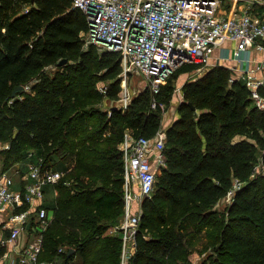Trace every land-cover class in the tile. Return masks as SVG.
<instances>
[{
    "label": "trees",
    "instance_id": "1",
    "mask_svg": "<svg viewBox=\"0 0 264 264\" xmlns=\"http://www.w3.org/2000/svg\"><path fill=\"white\" fill-rule=\"evenodd\" d=\"M87 29L72 0H0V143L10 144L0 160L9 167L33 150L49 166L68 163L49 206L54 217L43 257L53 259L67 245L75 252L63 253L61 264H120V235H105L124 213L119 144L127 129L156 134L163 110L152 99L169 105L175 76L108 117L99 104L118 95L120 53L86 47ZM106 79L103 92L99 82ZM21 84L30 89L13 96ZM183 96L180 116L167 128V166L143 203L133 264H193L186 242L204 229L217 231L210 241L219 256L210 253L202 264H264V110L226 65L186 81ZM237 182L232 200L219 207Z\"/></svg>",
    "mask_w": 264,
    "mask_h": 264
},
{
    "label": "built area",
    "instance_id": "2",
    "mask_svg": "<svg viewBox=\"0 0 264 264\" xmlns=\"http://www.w3.org/2000/svg\"><path fill=\"white\" fill-rule=\"evenodd\" d=\"M221 2L72 0L73 6L81 9L87 18L88 29L81 33H84L85 42L97 43L107 50L120 53L119 105L125 111L133 99L129 81L134 72L143 74L149 81L151 91L156 94L181 65L196 63L199 67L195 71L221 65L213 58L216 48L226 42L235 43L231 56L243 61L247 60L241 57L243 51L250 48L264 50V7L255 11L253 6H248L243 12L224 14L220 11ZM235 71L237 78L245 80L257 106L264 110V59L249 69ZM257 71L262 75H257ZM102 91L107 92V88ZM159 105L163 106L161 103ZM153 106H158L156 99ZM166 142L167 129L161 127L151 137L136 135L130 129L125 131L121 142L125 176L124 214L113 226L122 240L120 264H133L142 218V213L134 210L130 189L137 183L141 197L152 195L157 181L155 164L157 168L167 166ZM9 146V142L5 143V148ZM27 156L30 157L28 177L31 181L25 187L16 189L13 175L7 170L0 171V209L10 213L9 241L19 240L30 215L35 212L36 235L22 250L20 264H60L61 255L70 252V246H61L58 255L51 260H41L40 255L44 250L45 232L52 221L45 205V187L63 180L65 172L47 165L43 156L34 157L33 150H29ZM239 186L237 182L228 191L225 198L228 202ZM20 206L25 208L19 209ZM7 261V264H18L16 259L9 256ZM68 264L80 263L73 260Z\"/></svg>",
    "mask_w": 264,
    "mask_h": 264
},
{
    "label": "rangeland",
    "instance_id": "3",
    "mask_svg": "<svg viewBox=\"0 0 264 264\" xmlns=\"http://www.w3.org/2000/svg\"><path fill=\"white\" fill-rule=\"evenodd\" d=\"M82 36L85 38L84 33L82 34ZM92 43H87L85 42L86 47L89 46ZM95 44L94 46L97 48L98 52H104L107 51V49L104 48V46L97 44V43H93ZM183 66V65H181ZM180 66V67H181ZM177 68V70L174 71V73L165 81V83L163 84V88L165 86H167L169 84V82L172 79V76H175L173 83L175 85V88L173 90L172 93V99L170 104L168 105V103L166 102H160L161 104H163V106L161 107L163 112H162V120H161V128L167 129L169 126V122L171 120L170 119L172 116V114H176L179 110V105L182 102L184 96H183V85L186 81L188 80H193L194 78H198L200 76H203L204 74H206L208 72V68H202L200 71H181V68ZM236 73V71H235ZM111 79H106V80H102L99 82V87L101 88V90L107 88L109 82ZM129 87L131 89V93H132V98H134L137 94H139L142 91L145 90H150V85H149V81L147 80V78L138 72H134L131 75L130 81H129ZM25 89H30L27 88V85L25 86ZM121 89V87H120ZM120 91V90H119ZM153 93V92H152ZM154 94V93H153ZM154 98L152 99V106H153V102H154ZM133 99L131 100L132 103ZM157 101V100H156ZM158 102V105L160 104ZM105 111L108 112V117L111 116L112 113V109L114 107L120 108L119 105V92L118 95L115 98H108L105 100L104 103L99 104ZM131 105V104H130ZM154 107V106H153ZM120 110L123 113H126L127 110H122L120 108ZM8 143V142H5ZM5 143H2V145H0V151L2 149L5 148ZM120 148H121V143L119 144ZM36 154V153H35ZM37 155V154H36ZM38 156V155H37ZM3 162V161H2ZM58 168L60 170H63L65 172L64 178L67 177L69 174L67 169L68 167V163L65 161H62V163L60 165H57ZM155 167L157 169V182L159 181V176L162 174L163 168L165 166H161L160 168H157V164H155ZM65 168V169H64ZM61 182V181H60ZM59 183V182H58ZM48 184L45 187L46 190V197L50 198V204L52 205L54 203L55 198L57 197L58 193H59V189L57 187V184ZM68 185H71L73 183L72 179H70V181H68ZM157 186V185H156ZM47 188V189H46ZM125 190V189H124ZM130 193L132 196V203L134 202V210H136L137 213H142L144 212V207H143V203L145 201L146 198L141 197L139 195V185L136 183L132 186V188L130 189ZM125 194V192H124ZM228 201L226 199H223L222 202L219 204V207L224 208L227 205ZM124 214V213H123ZM123 217V215H122ZM121 217V218H122ZM120 218V220H121ZM142 220V218H141ZM115 224H112L108 230H106L105 235L111 236V235H119L117 232H115L113 230V226ZM213 234H217V231H212L211 229H204L199 231L198 233L192 235L188 240H187V246L189 247V249L191 250V255H190V259L191 262L193 264H202L205 261H208V255L210 253H214V256L218 257L219 253L217 251V249L215 250L216 246H214L211 241H210V237ZM152 235L151 234H146L145 237L146 238H150ZM66 246V245H63ZM81 264H83L80 261Z\"/></svg>",
    "mask_w": 264,
    "mask_h": 264
},
{
    "label": "crops",
    "instance_id": "4",
    "mask_svg": "<svg viewBox=\"0 0 264 264\" xmlns=\"http://www.w3.org/2000/svg\"><path fill=\"white\" fill-rule=\"evenodd\" d=\"M248 6H253L255 8V11H260L264 7V1L263 0H222L220 5V11L224 14H234L238 12H243L245 9L248 8ZM262 42L264 43V40H262ZM234 48H235V43L231 41L226 42L225 44L217 47L213 60L216 63L220 62L221 65H226L234 70L236 69L237 71H239L242 68L249 69L253 66H256L258 62L264 59V50L259 51L255 48H250L242 52L241 57L247 59L243 61L238 57L236 58L235 56L234 57L231 56V53L234 50ZM226 56L228 57L225 58ZM256 74L262 75L261 73H258V71L256 72ZM171 116L172 117L168 119L171 120L169 122L170 124L180 116L179 111L176 114H172ZM34 157L37 158L38 156L35 154ZM29 164H30V157L28 156H25L24 159L15 162L9 167H5L1 161L0 171L7 170L9 173H11L15 179V188L21 189L25 187V185L29 181H31L30 178L28 177ZM45 205L49 209L51 219H53L54 209L52 207L51 208L49 207L51 205L49 197H46ZM24 208H25L24 206H20L19 209H24ZM9 215H10L9 212H4L0 209V249L2 247H5V252L0 255V264H7L8 256L16 259L18 261V264H20V257L23 255L22 250L28 244V242L32 240L36 235L35 233L36 232L35 226H37L36 214L35 212H33L30 215L29 222L26 225V228L23 230L19 240L16 242L9 241V236H10ZM43 252L44 251H42V253ZM42 253L40 255L41 260H51L43 257ZM76 262L80 263L79 261ZM27 264H35V263L30 262Z\"/></svg>",
    "mask_w": 264,
    "mask_h": 264
},
{
    "label": "water",
    "instance_id": "5",
    "mask_svg": "<svg viewBox=\"0 0 264 264\" xmlns=\"http://www.w3.org/2000/svg\"><path fill=\"white\" fill-rule=\"evenodd\" d=\"M264 1V0H263ZM67 61V59L66 58H64V59H62L59 63L60 64H63V63H65ZM25 89V86L24 85H18L15 89H14V91H13V96H16L17 95V93H18V91H21V90H24ZM190 104L193 106V108H195L194 107V105L192 104V102H190ZM75 252V248H71L70 249V254H72V253H74Z\"/></svg>",
    "mask_w": 264,
    "mask_h": 264
}]
</instances>
